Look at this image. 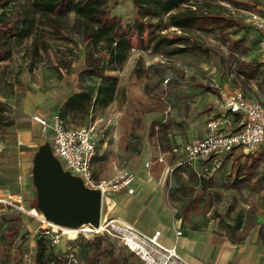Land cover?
<instances>
[{"label":"rangeland","instance_id":"1","mask_svg":"<svg viewBox=\"0 0 264 264\" xmlns=\"http://www.w3.org/2000/svg\"><path fill=\"white\" fill-rule=\"evenodd\" d=\"M227 1L232 9L220 0H191L183 8L206 16L202 22L187 33L175 27L164 31L187 38L184 43L165 46V50L186 51L155 53L136 44L122 70L107 72L118 77L115 100L85 117L72 113L65 116L70 127L96 123L97 178L111 179L122 170L142 178L137 191L131 192L130 187L114 192V206L103 203V219L106 214L108 218L119 217L152 235L154 230L144 224L156 220L153 212L157 210L160 216H170L174 223L187 226L208 224L212 219L235 222L237 214L243 212L247 217L243 232H249L255 221L261 225L259 236L264 238V160L242 188L235 185L239 179L236 167L249 166L256 157L242 151L226 158L224 166L210 178L199 176V171L191 168L176 166L184 144L192 136H199L209 119L205 114L213 97L204 89L206 86L219 95L240 89L248 98L264 102V72L248 75L252 71L249 66L258 62L259 40L253 37L256 29L236 17L241 12L233 13L235 6L251 10L252 0H234L239 5ZM115 2L120 1L110 0L112 5ZM117 12L111 10L112 15ZM120 14L126 16L121 17L124 21H130L135 11L129 9ZM207 16L220 17L209 20ZM61 23V30L55 34L50 26H42L40 32L15 48L9 60L0 63V102L7 107L0 123V142L4 146L0 151V197L18 194L26 210L11 211L9 205L0 203V264H36L40 235L46 236L49 253L62 258L74 253L82 263L87 252L93 253L89 240L98 239L82 235L74 239L76 233H68L60 244L54 245V232L45 233L43 224L28 213L37 209L39 198L34 181L36 159L45 144L51 143L49 134L32 121V115L51 118L60 114L72 93L95 90L101 82L86 73L85 56L91 50H95L96 57L102 53L85 38L83 26L74 14ZM186 92L192 96L186 97ZM217 109L211 110L217 113ZM201 118L205 120L200 122ZM176 147L179 152L175 153ZM168 151L171 153L165 154ZM159 157L164 161L160 162ZM147 162L151 163L149 168ZM99 237L110 240L120 258L143 264L118 239ZM107 262L101 258L97 264Z\"/></svg>","mask_w":264,"mask_h":264},{"label":"trees","instance_id":"2","mask_svg":"<svg viewBox=\"0 0 264 264\" xmlns=\"http://www.w3.org/2000/svg\"><path fill=\"white\" fill-rule=\"evenodd\" d=\"M190 1L133 0L135 16L130 21H124L112 15L114 5L110 0H0V63L9 60L15 48L40 32L42 26H50L55 34L61 30V22L74 14L83 26L85 38L93 48H97L98 53H102L96 57L95 50H91L85 56L86 73L99 78L101 82L95 90L81 89L72 93L65 101L60 115L65 118L72 113L85 117L91 111L105 109L115 100L118 77L107 72L122 70L136 44L143 50L152 49L155 53L186 51V48L165 50V46L184 43L187 38L164 34V31L175 27L187 33L202 22L206 16L197 14L192 8H183ZM229 1L239 5L234 0ZM207 18L214 20L218 17ZM260 68L261 63L256 64L248 75H254ZM205 88L207 91H215L210 86ZM6 112L7 107L0 102V123ZM263 160L264 155H259L252 159L249 166L236 167L239 179L235 185L242 188L250 181L254 170ZM97 238L89 240L93 253L87 252L86 260L81 264H97L101 258L108 260V264H137L130 262L128 257L120 258L110 240L106 241L99 236ZM46 239L44 235L37 239L36 264H53V261L54 264H62L58 256L48 252ZM4 257L9 258L7 251H4Z\"/></svg>","mask_w":264,"mask_h":264},{"label":"built area","instance_id":"3","mask_svg":"<svg viewBox=\"0 0 264 264\" xmlns=\"http://www.w3.org/2000/svg\"><path fill=\"white\" fill-rule=\"evenodd\" d=\"M230 9V4H226ZM245 15L247 24L255 28L260 34L258 52L260 63L264 69V11H246L237 9ZM217 113L212 114L205 125V135L189 140L184 144L177 167H187L199 171L198 175L210 178L218 172L228 156H234L242 151L249 156L264 154V102L253 100L240 89L221 92L216 99ZM32 121L37 123L54 147V155L61 161L63 168L72 175L80 177L85 186L100 189L103 203L113 204V193L122 188L136 190L137 175L127 170L119 171L111 179L97 178L94 161L98 153L96 123L85 126L70 127L65 118L54 114L51 118L42 114H33ZM0 142V151L3 150ZM173 151L179 152L176 147ZM163 162L164 158L159 157ZM147 162L146 167H150ZM176 168H171L174 171ZM0 203H5L13 209L26 211L23 199L18 194L0 197ZM111 206V208H112ZM28 213L43 225L45 233L54 232V245L63 241V235L68 234L69 228L53 225L45 220L43 214L33 208ZM101 219L99 227L82 225L76 229L74 239L80 235L92 239L100 235H109L136 253L143 264H185L176 245L166 246L160 239L161 231L150 235L136 224L119 217ZM89 231H86V229ZM41 229V228H40ZM61 231V233H60ZM52 234V233H51ZM178 235L182 232L178 231ZM133 244L135 246H133ZM62 264H81L74 253H68L66 258L59 257ZM55 261H53V264Z\"/></svg>","mask_w":264,"mask_h":264},{"label":"crops","instance_id":"4","mask_svg":"<svg viewBox=\"0 0 264 264\" xmlns=\"http://www.w3.org/2000/svg\"><path fill=\"white\" fill-rule=\"evenodd\" d=\"M119 1L120 2L114 3V7L112 8L113 12L118 11L121 13L124 10L129 9L135 11L133 0H126V2L124 0ZM237 1L247 3L245 1L249 0ZM220 2L225 7L226 4L229 3L227 0H220ZM250 3V6L252 7L251 10L248 8L235 6L233 13L236 14L237 9H242L246 11H264V0H252L250 1ZM118 12L114 13L113 15H118L119 17H126L125 15L120 14ZM238 16L242 19L243 24L245 23V25H248L246 22H244V14L239 13L236 17ZM217 17L219 18L220 16ZM234 20L236 21V23L242 24L241 21L237 19ZM253 32V37H256L258 38V40H260L259 32L257 30ZM258 44L259 41L257 42L256 52V58L258 61L257 64L260 63ZM249 68L253 70L254 66H249ZM259 71L264 72L262 65ZM204 89L206 90V88ZM215 91L216 92L207 91L208 93L212 94L213 104L212 102H210V104L208 103L207 105L209 112L205 114L206 120L212 115V113H214L211 109H217L218 107L215 102L216 100L214 99H217V96L219 94L217 90ZM185 96L190 97L192 95L190 92H186ZM187 99L189 98H186V100ZM204 120L205 118H201L200 122ZM204 135L205 126L199 136H192L190 140L193 138L202 137ZM170 139L173 140L172 136L170 137ZM170 153L171 151H168L165 154ZM140 184H143V181L142 178L138 177L137 182L135 183L136 191L139 189ZM247 185L248 184L246 183L245 186ZM9 209L11 211L13 210L12 207H9ZM158 213L159 210H157V213L153 212V214L155 215L153 217L156 220L151 221L150 224H144V226L151 231L154 230L151 234H154V232L156 231H161V241L166 246L176 245L178 253L186 261L185 264H264V238H261L259 236L261 225L257 226L256 222L254 221L253 227L249 229V232H243L244 227L247 223V217L246 215L244 216L243 212L241 214H237V216L235 217V222H225L223 220L221 221V219H212L211 221H209L208 224L191 226H187V224H179V221L178 223H174L170 216H160ZM178 231H181L182 234L178 235ZM145 232H147V230H145Z\"/></svg>","mask_w":264,"mask_h":264},{"label":"water","instance_id":"5","mask_svg":"<svg viewBox=\"0 0 264 264\" xmlns=\"http://www.w3.org/2000/svg\"><path fill=\"white\" fill-rule=\"evenodd\" d=\"M34 181L39 195L37 210L46 221L69 229L100 226L101 190L85 186L80 177L66 171L54 155L51 143L45 144L36 159Z\"/></svg>","mask_w":264,"mask_h":264},{"label":"bare ground","instance_id":"6","mask_svg":"<svg viewBox=\"0 0 264 264\" xmlns=\"http://www.w3.org/2000/svg\"><path fill=\"white\" fill-rule=\"evenodd\" d=\"M86 231H89V229L87 228ZM67 233H77L76 229H69V230H66ZM133 246H135L133 244Z\"/></svg>","mask_w":264,"mask_h":264}]
</instances>
